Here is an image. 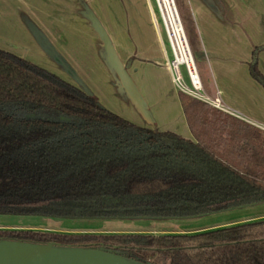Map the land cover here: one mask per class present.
<instances>
[{"label":"trees","instance_id":"trees-1","mask_svg":"<svg viewBox=\"0 0 264 264\" xmlns=\"http://www.w3.org/2000/svg\"><path fill=\"white\" fill-rule=\"evenodd\" d=\"M174 1L205 88L193 20ZM260 49L248 70L264 88ZM177 95L191 139L134 124L0 48V213L193 217L264 201V129L180 90ZM2 241L102 250L128 264H264V217L185 232L9 227L0 228Z\"/></svg>","mask_w":264,"mask_h":264},{"label":"crops","instance_id":"crops-1","mask_svg":"<svg viewBox=\"0 0 264 264\" xmlns=\"http://www.w3.org/2000/svg\"><path fill=\"white\" fill-rule=\"evenodd\" d=\"M93 1L99 3L97 7L100 10L102 6L109 9L114 6L118 16L85 20H90L89 23L78 17L72 24L63 16L59 19L54 16L56 5L53 6L51 0H0V48L21 56L16 50V47L20 48L17 41H39L43 49H50L51 42L60 41L63 43L60 49L64 50L68 46V32L59 35L58 26L64 25L69 30L71 25H78L77 31H80L79 25H85L95 32L90 37V43L96 46L100 56L103 55L102 60L111 78L108 83L110 88L107 87L109 91L106 90L108 95H103L106 101L85 83L80 85L68 81L57 71L34 64L82 88L99 105L134 124L146 129L169 130L191 139L178 90L168 67L172 55L158 22L159 13L154 0H126L127 16H124L119 0ZM180 2L193 20L203 52L206 93L211 97L219 96L226 112L264 127V88L250 76L248 70V64L253 61L254 48L264 45V0ZM134 9L137 15L133 14ZM55 10L59 7L56 6ZM64 53L67 54L66 50ZM256 62L264 74V49L256 52ZM259 217L264 215L171 232L210 229Z\"/></svg>","mask_w":264,"mask_h":264},{"label":"rangeland","instance_id":"rangeland-1","mask_svg":"<svg viewBox=\"0 0 264 264\" xmlns=\"http://www.w3.org/2000/svg\"><path fill=\"white\" fill-rule=\"evenodd\" d=\"M119 1L123 7V11H125L126 0ZM51 2L53 3V6L56 5L59 7V10H55L56 6H54V16L58 19L60 18L59 16H63L72 24L75 23V18L78 19V17L80 20L85 21L99 17L103 19H111L118 16L117 11L113 9L114 6L109 9L101 5L103 8L100 10L97 7L99 3H95L93 0H51ZM134 6H136V4ZM127 13L128 10L125 11L124 16H127ZM133 14L137 15L136 9H134ZM159 14L158 22L160 26H162ZM90 20L85 22L89 23ZM77 27L78 25H71L69 30H67L64 25L58 26L59 35H64L68 32V46L67 49L66 47L64 49L68 55H65L64 50L60 49L61 44H63L60 41H54V44L51 42L50 49L41 48L39 46L41 42L39 41H17L16 44L20 45V48L15 46L17 53L26 60L28 59L33 63L35 62L57 71L62 74V78H65L68 81L77 82L80 85L85 83V85H88L92 90L99 93L103 100L106 101L103 95H108L106 90H108L107 87L110 88L108 83H110L111 78L108 69L105 68L107 65L102 60L103 55L100 56L99 52L96 50V46L90 43V37L95 32L89 30L85 25H79L81 28H78V30L80 29V31H77ZM34 44H37V47L31 49L26 48L27 46ZM182 65L180 69L184 83L191 87L185 68ZM111 99L114 101L113 97H111ZM116 108L119 109V105H116ZM28 115L33 116L34 114L31 113ZM259 215H264V201L193 217L126 216L116 218H88L56 217L41 214L0 213V228L10 227V229H33L61 233H136L142 231L159 232L164 230L171 232L178 229H198V227H206V225L210 224L223 223L226 221L239 220L247 216Z\"/></svg>","mask_w":264,"mask_h":264},{"label":"water","instance_id":"water-1","mask_svg":"<svg viewBox=\"0 0 264 264\" xmlns=\"http://www.w3.org/2000/svg\"><path fill=\"white\" fill-rule=\"evenodd\" d=\"M0 264H128L122 258L96 249L61 248L52 242L29 244L0 242Z\"/></svg>","mask_w":264,"mask_h":264},{"label":"bare ground","instance_id":"bare-ground-1","mask_svg":"<svg viewBox=\"0 0 264 264\" xmlns=\"http://www.w3.org/2000/svg\"><path fill=\"white\" fill-rule=\"evenodd\" d=\"M158 3L163 13V17L167 27L166 31H168L169 38L173 46L172 49L176 56L175 63L178 62V64H184V66L186 65L185 68L191 87L187 85L186 86L188 88L199 89L200 79L196 73V70L193 68L194 65L191 62L192 57L188 49L186 39L184 37L183 28L177 18V13L173 5V1L158 0Z\"/></svg>","mask_w":264,"mask_h":264},{"label":"built area","instance_id":"built-area-1","mask_svg":"<svg viewBox=\"0 0 264 264\" xmlns=\"http://www.w3.org/2000/svg\"><path fill=\"white\" fill-rule=\"evenodd\" d=\"M172 1H173V5H174V7H175L176 13H177V18H178V20H179V22H180V24H181V26H182V28H183V24H182V22H181V19H180V16H179V13H178V10H177V7H176V4H175V1H174V0H172ZM155 3H156V7H157V9H158V13H160V14H159V16H160V20H161V23H162V26H163L164 32H165V34H166V37H167V40H168V44H169L170 49H171L172 59L168 62V67H169V69H170L171 72H172V82L174 83V85H175V87L177 88V90H180V91H182V92H184V93H186V94H188V95H190V96H192V97H194V98H196V99H199V100H201V101H204V102H206V103H208V104H210V105H212V106H214V107H216V108H218V109H221V110L227 111V110L222 106V104H221V100H220L219 96L216 95L215 97H211V96H209V95L206 93V91L204 90V88H203V86H202V83L200 82L201 80L199 81V82H200L199 89L188 88V87L186 86V84L184 83V79H183V76H182L181 69H180V67H181L182 64H178V62L175 63V61H176V56H175V54H174V51L172 50L173 46H172L171 40H170V38H169L168 31H166V30H167V27H166L165 20H164V17H163V13H162V10H161L160 5H159V3H158V0H155ZM183 32H184V37H185V39H186V43H187V45H188V49H189L190 54H191V57H192V58H191V62H192V64L194 65L193 68L196 70V73H197V75L199 76L198 71H197V68H196V64H195V62H194V59H193V56H192V53H191V50H190V47H189V44H188V41H187L186 35H185L184 28H183ZM193 65H192V66H193ZM182 66L185 68L184 65H182ZM185 71H186V68H185ZM186 74H187V71H186ZM187 77H188V76H187ZM199 79H200V77H199ZM258 127H259V126H258ZM260 128H261V129H264V127H260Z\"/></svg>","mask_w":264,"mask_h":264}]
</instances>
